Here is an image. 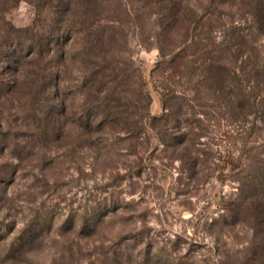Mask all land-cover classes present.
<instances>
[{
    "label": "rangeland",
    "instance_id": "obj_1",
    "mask_svg": "<svg viewBox=\"0 0 264 264\" xmlns=\"http://www.w3.org/2000/svg\"><path fill=\"white\" fill-rule=\"evenodd\" d=\"M208 2L186 4L201 13ZM218 6L224 23L236 21L244 28L242 33L264 59V36L248 26L244 0ZM137 8L132 0H104L97 26L79 37L92 47L98 63L105 61L98 56L105 47L116 49L108 55L116 63L125 58L133 62L129 98L124 101L128 123H143L147 114L161 117L177 111L178 122H165L166 131L179 136L175 146L149 140L146 132L127 139L117 126L88 132L78 116L84 99L80 88L86 73L96 67H86L76 56L78 50L73 56L68 52L73 40L53 42L38 63L24 44L37 36L33 4L22 0L5 14L24 50L16 45L9 56L0 55V264H264V217L253 207L259 202L242 195L236 176L244 165L227 161L230 152L239 155L236 147L245 141L256 147L252 159L264 157V122L230 121L221 114L207 122L212 127L217 122L219 130L202 132L196 117L208 121L213 102L193 99L196 90L213 97L208 88L214 84L234 83L229 90L238 85L242 52L235 56L220 44L219 52H211L220 58L215 62L219 69L211 78L189 81L186 59L204 51L200 45L212 47L207 33L198 39L195 35L194 44L185 42L192 31L189 34V23L182 19L174 40L192 46H182L181 58L169 71V84L186 99L173 97L168 107L160 83L163 74L156 68L160 51L150 37L153 15L149 8ZM207 21L210 37L224 42L216 18ZM105 65L102 73L114 76ZM101 81L102 74L95 86ZM107 86L111 90L115 83ZM116 95L110 97L114 106L120 102ZM144 122L151 127L150 120ZM164 127L157 122L154 130ZM112 201L121 206L111 211L106 207ZM99 205L102 220L95 228L92 223L86 226L85 218L92 214L87 210Z\"/></svg>",
    "mask_w": 264,
    "mask_h": 264
},
{
    "label": "trees",
    "instance_id": "obj_2",
    "mask_svg": "<svg viewBox=\"0 0 264 264\" xmlns=\"http://www.w3.org/2000/svg\"><path fill=\"white\" fill-rule=\"evenodd\" d=\"M20 1L22 0H0V55L3 58L9 56L8 54L12 52L11 47H15L16 45L20 48L21 53L24 50L23 43L16 42L19 37H16L12 29L13 25L8 22L5 15ZM28 1L33 4L37 15L36 21L38 20L39 22L37 25L34 22L33 27H39L35 30L37 31L36 39L29 38V43L24 42V44H28L27 49H31V53L35 55L38 63L43 58V55L50 50L53 42L60 44L66 43L68 40H73L74 43L70 44L68 52L73 56L76 50H78L79 53L76 56L80 57L86 67L90 65L91 68L96 67V69L91 70L88 74L86 73L80 88L84 94V99L80 104L81 111L78 116L81 125H83L88 132H107L110 127L117 126L127 133V139L141 138L143 137L142 132H146L149 140L153 137L158 138L170 146L178 144V141H176V138L178 140L179 137L178 134H169L165 129V122L169 121L170 118H175L177 122L179 120L176 113L177 111L174 109L172 111L169 110L168 113L161 117H150V115L147 114L145 120H150L151 127L145 126V120L143 123L140 120H136L133 124L127 122L126 103H124V101L129 98L128 90L131 86L134 71L133 62L125 58L116 63L117 60H113V57L108 56L109 54L115 53L116 49H106L105 47V49L103 48L100 50L98 56L105 59V67L110 68L114 76L109 73L103 74L101 69L104 63H98V61L92 58V47L90 45H83V39H80L79 34L81 32H87V29L91 30L97 26L101 18L99 7H101L104 0ZM186 1L187 0H132L138 8H149L151 10V15H153V20L150 25V37L160 51V59L157 61L156 68L162 71L161 73L163 74L161 75L163 78L160 79V83L163 87L164 102H167L166 106H173V97H175L177 101L186 99L184 96H180L169 84V81H171V78H169V71L171 68L173 71V67L177 64V60L179 61L181 58L182 46L186 45V47H191V44L195 43V35L196 39H198L199 37L207 36L204 35L207 33L210 38L209 42L212 49H205V46H207L206 44L200 45L203 47L201 50L204 51L193 53L190 59H186V75L189 81L195 78L203 80L207 75L211 78L212 72L219 69V67H217L218 64L216 65L215 62H219L220 58L214 57L211 52H219L220 44L226 45L227 50L233 51L235 56L238 54V50H240L242 52L243 65L241 66L242 78L239 79L240 83L235 85L236 88L234 87L229 90L230 85L234 86V83L229 81L221 86L217 84L211 85L208 89L211 91L210 94H212L213 97H209L208 95L200 96L199 90H196L193 97L194 102L198 101L200 98H208L213 102L211 107L214 109V111L210 110L212 114L208 116V121L202 117H196L200 130L209 133L210 128H215V131L219 130L217 122L215 123L217 127H212L211 124L209 125L207 122H212V119L217 121V117L221 116V114H225L226 118L230 121H238L239 118L248 121L249 118H252L253 121L251 122L253 124L257 119L264 122V59L256 44L249 39L246 34L244 35L242 33L244 28L236 25V21H231L228 25L224 23L218 3L225 4L232 0H209L206 8L201 13H198L193 6L186 4ZM244 2L249 16L247 18L248 26L255 28L264 36V0H244ZM142 13L146 12L143 11ZM209 17L216 18V23L220 24L218 25L219 28L222 26L225 36L223 39L224 42L218 43L216 38L210 37L211 27L207 21ZM182 19L187 20L189 23L187 28L189 34L192 31L191 34L193 35L190 34L187 41H185L188 42L190 39L191 44H184L178 41L177 45L174 40L173 32ZM201 26L202 29H200L199 35H197L196 32H198ZM201 33L202 36L200 35ZM87 35H89V33H87ZM77 43L81 45L77 47ZM118 53L120 54L119 51ZM126 54H128V52ZM119 63L123 66H121L120 69L117 67L114 68V65ZM100 74H102L103 81L100 82V85L95 86V84L97 85L99 82ZM52 78L54 79V83H56L57 75L52 74ZM108 82L115 83V86L111 90L107 86ZM93 87L97 92L93 91ZM114 93H117L116 96H118L117 98L120 100L118 106L111 104L110 97L114 96ZM137 99H141V97L138 95ZM207 108L210 109L209 107ZM157 122H162L165 127L163 129L159 128L155 132L154 127ZM175 127H177V124L175 126L173 125V128ZM149 130L153 131V136L149 134ZM246 137L247 135L244 138ZM186 139L187 137L184 136L180 138V142L182 143ZM236 148L240 152L239 155L235 156L233 152H230L227 161L237 167L244 165L245 168L238 172L236 176L237 181L242 185V195L244 198H247V196L252 199L254 198L256 203L259 202L258 205L253 204V207L264 217V157L251 158V154L256 151V147L249 145V141H245ZM117 203L118 201H112L108 204L109 207H106V205L105 207L111 208L110 210L112 211L115 210L116 207L119 208L121 206L118 207ZM101 209L102 205H99L96 208L93 207L87 210V212L92 210V214L89 215V213L86 216V226L92 223L95 228V226L99 224L100 220H102V217L99 215ZM262 223L264 224V221H262Z\"/></svg>",
    "mask_w": 264,
    "mask_h": 264
}]
</instances>
